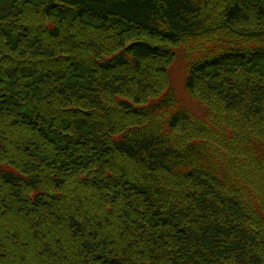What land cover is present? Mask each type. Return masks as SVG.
Wrapping results in <instances>:
<instances>
[{
	"label": "trees",
	"instance_id": "16d2710c",
	"mask_svg": "<svg viewBox=\"0 0 264 264\" xmlns=\"http://www.w3.org/2000/svg\"><path fill=\"white\" fill-rule=\"evenodd\" d=\"M0 264H264V0H0Z\"/></svg>",
	"mask_w": 264,
	"mask_h": 264
},
{
	"label": "rangeland",
	"instance_id": "374dc122",
	"mask_svg": "<svg viewBox=\"0 0 264 264\" xmlns=\"http://www.w3.org/2000/svg\"><path fill=\"white\" fill-rule=\"evenodd\" d=\"M184 64L182 62L175 61L173 65L170 68V73H171V80L172 83L175 84L176 89L178 90L179 94L186 99V101L194 106L197 107V101L193 100L192 97H189L187 94L185 87H184V77H185V72L183 70Z\"/></svg>",
	"mask_w": 264,
	"mask_h": 264
}]
</instances>
